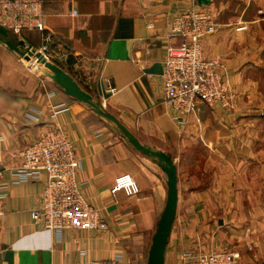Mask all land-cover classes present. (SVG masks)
Wrapping results in <instances>:
<instances>
[{"label": "crops", "instance_id": "1", "mask_svg": "<svg viewBox=\"0 0 264 264\" xmlns=\"http://www.w3.org/2000/svg\"><path fill=\"white\" fill-rule=\"evenodd\" d=\"M43 2L44 30L15 36L24 50L38 55L51 33V63L177 165L178 209L165 264L193 242V236L183 238L185 222L205 250L230 246L249 264H264V0ZM194 9L214 16L217 32L205 38L204 53L224 64L233 106L227 111L202 102L194 114L175 120L162 88L165 36L174 16ZM38 69L0 41V264H146L167 199L166 178L110 122L60 94ZM60 104L69 110L55 114ZM52 130L73 142L80 190L101 211L107 230L58 236L33 222L46 174L22 179L18 153ZM123 175L133 178L136 194L116 188Z\"/></svg>", "mask_w": 264, "mask_h": 264}, {"label": "built area", "instance_id": "2", "mask_svg": "<svg viewBox=\"0 0 264 264\" xmlns=\"http://www.w3.org/2000/svg\"><path fill=\"white\" fill-rule=\"evenodd\" d=\"M43 0H0V26L12 35L26 30H44ZM77 14V12H75ZM240 27L238 30H245ZM217 32L212 13L206 9L185 11L172 18L166 32V49L162 88L164 101L176 113L175 120L194 114L200 103L215 104L224 110L233 106L234 94L230 77L218 59L207 58L204 40ZM180 39L179 44L174 41ZM53 41L46 34L40 56L51 62ZM113 92V89L109 90ZM64 104L54 107L55 114L68 111ZM22 161L19 175L24 180L46 174L40 204L32 212L33 222L60 236L64 231L107 230L101 211L82 194L78 182L80 161L73 142L60 130L44 133L18 153ZM3 175L0 172V181ZM116 188L136 194L138 187L129 175L117 178ZM0 186V223L5 216ZM83 264H121L118 259L92 261ZM179 264H249L242 253L230 246L205 250L201 246L182 252Z\"/></svg>", "mask_w": 264, "mask_h": 264}, {"label": "water", "instance_id": "3", "mask_svg": "<svg viewBox=\"0 0 264 264\" xmlns=\"http://www.w3.org/2000/svg\"><path fill=\"white\" fill-rule=\"evenodd\" d=\"M0 41L11 50L17 52L27 61L33 60L34 67L42 66L45 74L60 87L66 95L88 106L95 114L110 122L120 136L126 140L136 151L156 163L166 175L167 199L164 210L157 223L156 231L152 237V243L148 252L147 264H165L167 248L174 228L178 209V168L172 156L160 150H156L141 142L120 120L110 113L100 102L91 98L78 88L73 80L65 75L61 69L47 61L43 56L28 54L25 50V42L13 36L6 28L0 26ZM36 63V64H34ZM49 69L56 72L54 76ZM66 77L63 81L62 77Z\"/></svg>", "mask_w": 264, "mask_h": 264}, {"label": "rangeland", "instance_id": "4", "mask_svg": "<svg viewBox=\"0 0 264 264\" xmlns=\"http://www.w3.org/2000/svg\"><path fill=\"white\" fill-rule=\"evenodd\" d=\"M30 64H33V60H31V61H28ZM34 64H36V63H34ZM34 66V65H33ZM37 67L39 68L38 70H39V73H40V75H41V77L42 78H44L47 82H50L52 85H54L58 90H60V94H64V95H66L65 94V92L60 88V87H58L57 86V84L56 83H54L53 82V80L51 79V78H49L46 74H45V72H44V68L42 67V66H38L37 65ZM49 71L54 75V76H56V72L54 71V70H52V69H49ZM62 79H63V81H66V77L65 76H63L62 77ZM68 96V95H67ZM156 169H157V172L159 173V174H161L162 176H164L165 178H166V175L163 173V171L161 170V168L158 166V167H156ZM187 222H185V224L184 225H186V228H183L182 230H183V232H182V234H183V238H187V239H189V238H191L192 236V238H191V241H193L192 243L190 242V243H188V246H186V248L184 249V250H181L180 252H178V255L176 256V258H174L173 259V257H170V259H169V262H168V264H179L180 263V254H182V252L183 251H185V250H187V249H191V248H195L196 246H198V242H197V237H195L194 236V234H195V229H194V227H192L191 226V222H188L189 224L187 225L186 224ZM183 224H182V227L184 226ZM180 227V226H179ZM178 227V228H179ZM151 243H152V238H149V240H148V246H147V252H146V254H147V257H146V264H147V259H148V252H149V248H150V246H151Z\"/></svg>", "mask_w": 264, "mask_h": 264}]
</instances>
